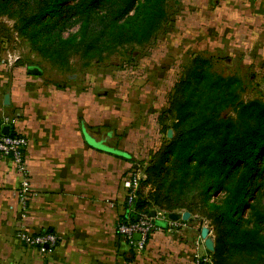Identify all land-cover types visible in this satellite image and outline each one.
<instances>
[{"label": "trees", "instance_id": "obj_1", "mask_svg": "<svg viewBox=\"0 0 264 264\" xmlns=\"http://www.w3.org/2000/svg\"><path fill=\"white\" fill-rule=\"evenodd\" d=\"M177 6L173 0H0V17L69 71L74 55L91 60L149 44ZM243 89L239 78L212 72L207 59L196 57L183 69L158 118L160 133L173 136L145 164L142 188L131 211L125 201L119 223L152 210L188 212L199 218L198 232L206 223L213 237L212 264H264V99L244 102Z\"/></svg>", "mask_w": 264, "mask_h": 264}, {"label": "crops", "instance_id": "obj_2", "mask_svg": "<svg viewBox=\"0 0 264 264\" xmlns=\"http://www.w3.org/2000/svg\"><path fill=\"white\" fill-rule=\"evenodd\" d=\"M203 1L213 2L210 10H220L233 23L237 17L238 31L251 34L250 45L263 46L264 0ZM21 70L0 72V130L8 117L10 131L26 138L33 196L21 220L20 177L11 161L0 157V264H192L196 245L199 254H207L199 220L191 215L153 229L145 249L135 253L116 231L125 214L122 180L135 165L122 146L130 137L117 140V132L111 133L117 129L116 107L101 104L97 89H86L79 80L55 88L41 74ZM20 227L29 233L48 230L61 240L50 251L28 247L15 238Z\"/></svg>", "mask_w": 264, "mask_h": 264}, {"label": "rangeland", "instance_id": "obj_3", "mask_svg": "<svg viewBox=\"0 0 264 264\" xmlns=\"http://www.w3.org/2000/svg\"><path fill=\"white\" fill-rule=\"evenodd\" d=\"M173 1L178 4V13L155 40L144 46L117 47L91 60L74 55L69 59V71L57 68L26 38L16 34L13 20L0 17V72L9 76L18 67L22 72L37 67L42 71L41 79L50 87L69 86L79 80L86 89L96 88L101 104L116 107L117 129L111 133L130 137L131 141L122 146L132 154V162L144 177L145 164L167 139L160 133L158 118L168 107L173 85L194 58L207 59L216 74L239 78L244 102L264 99V44L259 48L251 46V34L245 32L243 36L238 31L237 17L233 23L220 10H210L211 5L216 6L213 2ZM75 31L73 28L69 32ZM115 121L110 124L115 125ZM162 123L170 126L172 121L164 119Z\"/></svg>", "mask_w": 264, "mask_h": 264}, {"label": "built area", "instance_id": "obj_4", "mask_svg": "<svg viewBox=\"0 0 264 264\" xmlns=\"http://www.w3.org/2000/svg\"><path fill=\"white\" fill-rule=\"evenodd\" d=\"M3 124L11 126L13 120L4 117ZM26 147L27 140L25 137L17 134L13 136H10V134H0V157L8 158L20 177L17 197L20 205L21 220L25 218L28 202L33 196L30 188V172L25 161ZM143 178L139 170H132L122 180V187L126 192V207L130 209L129 211L132 209L136 193L142 188L141 181ZM155 220L167 221V214L156 213L155 218H150L146 214H138L133 222L126 220V223H119L116 227V231L136 253H140L145 249L149 234L156 228L154 225ZM169 223L172 224L174 222ZM136 234L139 235V240L133 239V236ZM15 238L19 243L25 246L40 248L42 251H50L56 247L61 240L60 235L54 232L29 233L22 227L16 231ZM45 246H47V248H44ZM192 264L212 263L209 255L199 254L198 245H196Z\"/></svg>", "mask_w": 264, "mask_h": 264}, {"label": "water", "instance_id": "obj_5", "mask_svg": "<svg viewBox=\"0 0 264 264\" xmlns=\"http://www.w3.org/2000/svg\"><path fill=\"white\" fill-rule=\"evenodd\" d=\"M26 72L30 75H40L42 73V71L37 68V67H28ZM8 95L4 96V104L8 105ZM0 134L2 135H9L10 134V126L9 125H4L1 130H0ZM167 138L170 139L172 137V131L168 130L167 134H166ZM148 216L150 218H155L156 216V211L152 210L149 212ZM190 214L188 212H183V213H176V212H172V213H168L167 214V221H158L155 220L154 221V225L157 228H166L168 225V222H176L178 220H182V221H186L189 218ZM134 240H139L140 237L139 235H134L133 236ZM200 239L203 242V246L205 248V250L207 252L213 253L214 252V241H213V237L211 236L208 227L204 226L200 229ZM44 248H47V246H45Z\"/></svg>", "mask_w": 264, "mask_h": 264}]
</instances>
